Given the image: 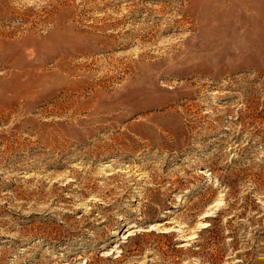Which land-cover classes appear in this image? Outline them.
<instances>
[{"label": "rangeland", "instance_id": "obj_1", "mask_svg": "<svg viewBox=\"0 0 264 264\" xmlns=\"http://www.w3.org/2000/svg\"><path fill=\"white\" fill-rule=\"evenodd\" d=\"M0 264H264V0H0Z\"/></svg>", "mask_w": 264, "mask_h": 264}, {"label": "bare ground", "instance_id": "obj_2", "mask_svg": "<svg viewBox=\"0 0 264 264\" xmlns=\"http://www.w3.org/2000/svg\"><path fill=\"white\" fill-rule=\"evenodd\" d=\"M135 231H137V229H134ZM143 230V229H142Z\"/></svg>", "mask_w": 264, "mask_h": 264}]
</instances>
